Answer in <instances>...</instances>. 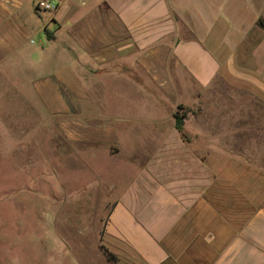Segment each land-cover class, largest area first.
<instances>
[{
	"label": "crops",
	"instance_id": "0c3cea01",
	"mask_svg": "<svg viewBox=\"0 0 264 264\" xmlns=\"http://www.w3.org/2000/svg\"><path fill=\"white\" fill-rule=\"evenodd\" d=\"M2 71L70 158L132 135L130 173L100 187L118 258L264 264V0H0Z\"/></svg>",
	"mask_w": 264,
	"mask_h": 264
},
{
	"label": "rangeland",
	"instance_id": "374dc122",
	"mask_svg": "<svg viewBox=\"0 0 264 264\" xmlns=\"http://www.w3.org/2000/svg\"><path fill=\"white\" fill-rule=\"evenodd\" d=\"M3 72L0 264H90L95 257L106 264L98 251L107 242L104 225L112 198H106L100 187L110 180L119 185L130 173L132 168L126 165L130 147H125L132 135L125 133V124H117V142L124 147L120 154L100 151L86 159L84 150L70 158L67 142L54 144L43 131L39 118L43 105L20 95L17 73L10 77ZM104 99L93 104L95 113L112 116L138 110V102ZM78 188L82 191L76 192ZM116 258L117 264H136Z\"/></svg>",
	"mask_w": 264,
	"mask_h": 264
},
{
	"label": "trees",
	"instance_id": "16d2710c",
	"mask_svg": "<svg viewBox=\"0 0 264 264\" xmlns=\"http://www.w3.org/2000/svg\"><path fill=\"white\" fill-rule=\"evenodd\" d=\"M181 123H182L181 117H176V127L179 130L181 129ZM100 249H101V251L103 252L104 256L106 257V259L109 262H111L112 264H117V258L115 256V254H113L112 252H110L103 245H100Z\"/></svg>",
	"mask_w": 264,
	"mask_h": 264
},
{
	"label": "built area",
	"instance_id": "2783aa9c",
	"mask_svg": "<svg viewBox=\"0 0 264 264\" xmlns=\"http://www.w3.org/2000/svg\"><path fill=\"white\" fill-rule=\"evenodd\" d=\"M46 7H54L55 6V4L54 3H46V5H45Z\"/></svg>",
	"mask_w": 264,
	"mask_h": 264
}]
</instances>
